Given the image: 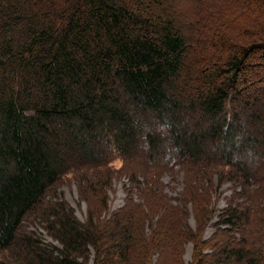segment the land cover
Returning a JSON list of instances; mask_svg holds the SVG:
<instances>
[{
  "label": "trees",
  "instance_id": "obj_1",
  "mask_svg": "<svg viewBox=\"0 0 264 264\" xmlns=\"http://www.w3.org/2000/svg\"><path fill=\"white\" fill-rule=\"evenodd\" d=\"M186 1L198 24L228 27L207 0H0V264H182L187 239V264H264V103L240 88L247 60H264V22L245 42L221 29L195 56ZM177 170L171 201L161 176ZM116 173L128 176L125 201L101 216ZM65 174L89 201L86 222L46 199ZM29 215L60 246L24 233ZM219 235L234 245L204 251Z\"/></svg>",
  "mask_w": 264,
  "mask_h": 264
},
{
  "label": "rangeland",
  "instance_id": "obj_2",
  "mask_svg": "<svg viewBox=\"0 0 264 264\" xmlns=\"http://www.w3.org/2000/svg\"><path fill=\"white\" fill-rule=\"evenodd\" d=\"M44 5L51 4L56 5L59 7H62L63 9H67L69 3L72 0H42ZM217 2L219 0H216ZM184 2V1H183ZM188 2V1H186ZM221 2V1H220ZM212 3V0H207L208 9L212 12H215V10H219L218 13L222 10V12L225 13L224 17H228V27L222 26L221 28L219 26H212V24H216V20L212 18L211 21L204 23L202 25V19L200 21V24L196 22V19H198L197 13L193 12L196 11V8L194 9V5H196L194 2H188L187 5H182L180 9L181 15L185 17L187 22L192 23V25L197 24L198 29L195 33L197 36L198 42H196V47H200L199 50H195V56L198 52L200 55L201 52L204 50L203 46L205 45V40H213V38L216 37V35L219 34L220 30L224 29V31L227 32V34L232 37L235 41H248V39L245 36H242V30L243 29H253L257 30V22H264V0L255 1L254 4H250L247 7H244L241 5H237L238 7H233L232 9H229L228 6L222 5V3H217L218 9L215 8V6ZM228 11V12H227ZM221 13V12H220ZM224 13H222L224 15ZM218 19V18H216ZM60 20V19H59ZM207 20V19H206ZM259 20V21H258ZM195 27V25H194ZM219 27V29H217ZM226 28V29H225ZM194 33V35H195ZM195 38V37H194ZM243 39H247L243 41ZM204 42V43H203ZM201 43H203L201 45ZM207 45V44H206ZM213 45V44H212ZM208 47V45H207ZM201 49V50H200ZM208 52L210 53L209 49ZM194 56V57H195ZM209 60L211 63L214 62V58L210 57L208 58V53L206 52V61ZM247 63L249 65L247 74L244 76H241V90H243L246 94L249 95H256L257 100L251 101L254 102L256 105L260 103H264V60H261L259 58H253L248 59ZM251 99V98H250ZM264 110V108H263ZM139 159L142 158V162L146 163L145 157L143 158V155L139 154L137 156ZM259 158L256 162L252 163H259ZM112 165L115 168H119L121 166V161L119 159H114L112 161ZM177 169V167H176ZM140 178V177H139ZM162 181L164 182V190L168 192V194L172 197L171 201L174 200L173 197L177 196L179 191L182 188V174L181 170H177L175 173V176H171L168 173H163L161 176ZM129 185L128 176H126L124 173H116L112 175L111 177V183L109 185V188L107 189V210L103 211L101 216L108 217L110 212L119 208L125 201L126 197V187ZM228 183H223L216 191H213L212 193V200L216 207H220L224 204L225 195H228L230 192V189L228 188ZM51 191L46 195V199H52V200H60L62 203H64L66 206L71 207L76 217L82 221L86 222L87 220V208L89 201L88 199H80L78 195L77 185L75 181L73 180L72 176L69 174L63 175L51 188ZM133 198L135 199L136 192L133 189ZM215 219V217L213 218ZM188 222L191 226H194V219L189 214ZM24 233L32 234L34 237L38 238L43 244H46L47 246L56 245L60 246V243L57 241V239L51 237L47 232L46 229L43 226V221L39 218H36L34 215L27 216L23 223H22V229ZM212 230V226H207L205 228V231L203 232V236H208L209 232ZM216 242H209L205 247L204 251H209L211 248H216L218 244L222 245L225 244V241L229 243V246L234 245V241L230 238H227L226 236L219 235L217 237ZM192 240H185L184 244L182 245V251L180 253V261L182 264H187L188 261L191 259L192 254ZM94 252H90L89 261L93 262ZM157 253H152L151 260L150 261H156ZM224 261V260H223ZM221 264H225L222 262Z\"/></svg>",
  "mask_w": 264,
  "mask_h": 264
}]
</instances>
